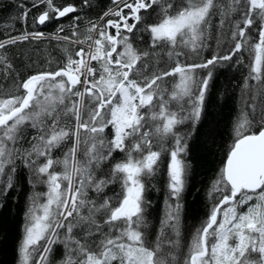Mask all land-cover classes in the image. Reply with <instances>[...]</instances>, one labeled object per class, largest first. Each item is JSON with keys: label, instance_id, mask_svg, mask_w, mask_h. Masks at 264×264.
<instances>
[{"label": "snow or ice", "instance_id": "6c2138e0", "mask_svg": "<svg viewBox=\"0 0 264 264\" xmlns=\"http://www.w3.org/2000/svg\"><path fill=\"white\" fill-rule=\"evenodd\" d=\"M81 2L91 6L89 0ZM111 3L114 7L99 17L103 23L88 22L83 39L79 15L63 36L60 25L50 37L23 31L0 39V196L16 186L21 167L33 188H47L29 197L20 264H51L57 243L65 249L57 264H264V0ZM40 5L45 8L33 16V24L78 11L74 4L57 7L54 0H32L17 19L27 23ZM143 12L149 18L155 13L157 22L144 24L149 48L137 50L131 38L144 21ZM46 38L87 44V49L80 47L74 58L65 47L62 66L22 76L8 49ZM210 41L217 49L225 42L230 46L224 54L214 51L204 57ZM157 47L166 50L171 66L159 67L163 57L153 51ZM245 48L253 56L233 142L209 191L210 211L182 251L179 200L187 142L177 127L199 123L213 78L210 69L232 61ZM182 55L193 62L175 59ZM204 69L209 70L197 71ZM169 77H178L170 92L162 86ZM173 103L175 111L169 107ZM29 129L35 135L29 136ZM68 141L63 157H54ZM114 153H123L124 159L109 164ZM165 153L167 187L175 203L168 204L155 240L148 241L141 231L146 226L145 181ZM110 185L120 190L109 196L105 189ZM89 190L95 197H89Z\"/></svg>", "mask_w": 264, "mask_h": 264}, {"label": "trees", "instance_id": "16d2710c", "mask_svg": "<svg viewBox=\"0 0 264 264\" xmlns=\"http://www.w3.org/2000/svg\"><path fill=\"white\" fill-rule=\"evenodd\" d=\"M54 3L57 7L74 4L78 11L73 13V17L70 19L53 20L46 22L45 25L33 24V16L38 15L39 11L45 8L44 5H40L38 9H32L28 22L24 23L18 20L17 17L22 11H26L27 8L31 7L32 0H0V39H6L8 35H19L23 31H42L49 37L51 34L56 33L60 25H72L76 15L81 17L78 31L81 35H84L88 22H95L112 4L111 0H89L90 7L83 5L80 0H54ZM20 5L25 7L21 8ZM151 18L156 21V14L153 13ZM216 22L214 19L213 23ZM69 30L70 28L65 30L61 33V36ZM145 34L146 44H150V34L147 32ZM210 43L212 46L204 50V57H209L214 51L224 54L230 46L225 42L220 49H217L214 42L210 41ZM65 47L74 55V46L51 38L33 42L25 41L22 44L10 46L8 53L10 57L15 53L14 62L19 67L22 76L27 77L35 71L50 70L54 63L64 59L66 54L63 49ZM153 51L156 52L157 57H163L159 62V67L171 66L174 63V61H168V57L165 55L166 50L157 47ZM252 56L250 50L245 48L241 53L234 56L232 61L222 62L215 68H211L213 78L210 82L201 120L196 126H193L191 121H187L188 123L185 122L181 125L182 127L180 125L177 127L181 135H186L187 142V152L182 154V158L187 165V174L185 188L179 200L181 205L180 249L182 251L187 250L186 245L191 234L206 219L213 203V197L209 196V191L224 165L227 150L233 142V126L243 107V88L245 79L249 76ZM175 59H178L181 63L193 62L184 55ZM49 61L51 64H49ZM155 61L156 58L154 57V64ZM165 61H168L167 65H165ZM26 65H30V67H26ZM208 70L197 71L203 74ZM177 79L178 77H169L163 81L162 86L170 92ZM248 83L255 84L256 82L249 80ZM169 107L174 111L176 110L174 103ZM181 115H187V112H183ZM108 131L106 130V132ZM31 135H35V131L29 129V136ZM108 138L110 139L111 136ZM70 145L71 141H68L61 149L55 150L53 156L62 158L63 152ZM165 154L161 157L156 173L145 181L147 185L144 211L146 226H142L141 231L145 233L148 241L155 240L168 204L175 203L169 197L167 187L169 157L167 153ZM113 155L114 160L109 161V164L124 159L123 153H114ZM104 167L107 169L108 165ZM56 171H61V168L57 167ZM97 175L99 176L100 173H97ZM28 177L27 170L21 167L17 173L16 186L10 189L6 195L0 196V264H20L19 248L23 243L26 213L30 204L29 197L34 193L47 191L46 186L43 184H37L33 188L28 183ZM2 186L3 178L0 177V187ZM119 190V185H110L105 189V192L111 196ZM215 195L217 198L219 197V193ZM89 197H95V193L91 190H89ZM246 208L247 205L239 210L244 211ZM60 232L61 239H63L64 230L61 229ZM64 252L65 249L62 243L54 245L49 258L51 264H57L58 261L63 259Z\"/></svg>", "mask_w": 264, "mask_h": 264}, {"label": "flooded vegetation", "instance_id": "af4514ba", "mask_svg": "<svg viewBox=\"0 0 264 264\" xmlns=\"http://www.w3.org/2000/svg\"><path fill=\"white\" fill-rule=\"evenodd\" d=\"M80 1H81V0H80ZM81 3H82V2H81ZM83 5H84V4H83ZM113 7H114V5L111 4V6H109L105 11H107L109 8H113ZM142 15L144 16V21L142 22L141 25L138 26V29H139V30H137V31L135 32V36L131 38V42H132V44H133V47L136 48L137 50H146V48H149V43L146 44V34H145V32L142 30L143 27H144V24H145V23H153V22H157V20L155 21L153 18H151V17L149 18V15H148L147 12H143ZM152 15H153V14H152ZM152 15H151V16H152ZM71 17H73V14H69V16L64 17V18H60V19H63V20H64V19H67V18L70 19ZM108 18L116 19L115 17H107V18H105V19H108ZM147 20H150V21L147 22ZM98 21H99V23H103V21H100L99 18L96 19L94 23H98ZM129 22L131 23L132 21H129ZM71 26H72V25L67 24V25L64 26V29L67 30V29L70 28ZM110 31H112V34H115V31H114V30H110ZM60 35H61V33H60ZM45 36L48 37V35H45ZM83 36H84V35H80V38L83 39ZM49 37H50V36H49ZM30 42H33V41H30ZM148 42H149V40H148ZM71 45L75 47L74 53H75V51H78L80 47H84V48H86V46H87V44H83V45H73V44H71ZM73 57L76 58L74 55H73ZM62 60H63V59H61L60 61H57L56 63H54V64L52 65V67H51L50 70H41V71H53V70H56L58 67L62 66V63H61ZM92 64H93V66L98 67V65L96 64V62L93 61ZM36 72H40V71H35V72H33V73H36ZM31 74H32V73H31Z\"/></svg>", "mask_w": 264, "mask_h": 264}, {"label": "bare ground", "instance_id": "6f19581e", "mask_svg": "<svg viewBox=\"0 0 264 264\" xmlns=\"http://www.w3.org/2000/svg\"><path fill=\"white\" fill-rule=\"evenodd\" d=\"M186 122H187V121H186ZM187 123H188V122H187ZM190 124H191V123H190ZM190 124H188V125H190ZM181 125H182V124H181ZM181 125H180V126H181ZM188 125H187V126H188ZM195 126H196V125H195ZM181 127H182V126H181ZM189 127H190V126H189ZM182 129H183V128H182ZM188 129H189V128H188ZM186 130H187V129H186ZM189 138H190V137H189ZM187 139H188V138H187ZM165 155H166V154H165ZM183 156H184V155H183ZM190 233H191V232H190Z\"/></svg>", "mask_w": 264, "mask_h": 264}, {"label": "water", "instance_id": "95a60500", "mask_svg": "<svg viewBox=\"0 0 264 264\" xmlns=\"http://www.w3.org/2000/svg\"><path fill=\"white\" fill-rule=\"evenodd\" d=\"M34 74V73H33ZM226 162V159H225V161H224V163Z\"/></svg>", "mask_w": 264, "mask_h": 264}]
</instances>
